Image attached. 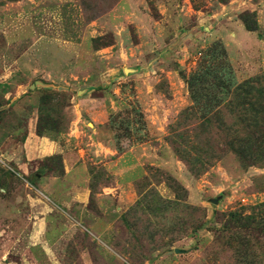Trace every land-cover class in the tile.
Wrapping results in <instances>:
<instances>
[{
    "label": "rangeland",
    "instance_id": "obj_1",
    "mask_svg": "<svg viewBox=\"0 0 264 264\" xmlns=\"http://www.w3.org/2000/svg\"><path fill=\"white\" fill-rule=\"evenodd\" d=\"M228 1L0 0V264H264V66L235 65L202 26ZM236 16L264 43L257 13ZM142 65L151 77L128 73ZM102 77L115 149L144 147L146 175L125 208L54 205L35 168L60 159L27 170L21 145L78 135L76 93ZM93 170L95 193L109 176Z\"/></svg>",
    "mask_w": 264,
    "mask_h": 264
},
{
    "label": "crops",
    "instance_id": "obj_2",
    "mask_svg": "<svg viewBox=\"0 0 264 264\" xmlns=\"http://www.w3.org/2000/svg\"><path fill=\"white\" fill-rule=\"evenodd\" d=\"M264 0L254 2V0H229L226 4L219 3L217 10L207 14L203 20V29L209 28L207 36L215 40H221L227 48L228 54H231L232 62L237 65V58L243 56V53H252L254 59L247 56L245 63L248 67L257 68V65L264 66V43L257 40V32H248L243 24L237 20V13L250 10L258 15V30L263 31L261 14H263ZM191 6L186 7V11ZM185 16V15H184ZM236 18V19H234ZM206 24V25H204ZM178 25L177 30L181 29ZM230 30V31H229ZM181 33V32H180ZM166 34V33H165ZM162 33L161 37L165 36ZM184 35V34H182ZM178 34H175L170 40L178 41ZM181 41H184L181 40ZM180 42V41H179ZM259 60H258V59ZM128 69V73L134 75L136 79L151 77V73L145 70L144 66ZM124 71V70H123ZM109 75V74H108ZM104 83V84H103ZM76 93L77 100L75 108L79 113V120L75 117L71 128H77L78 135L73 133L66 134L64 141L61 138H50L38 136L35 131H28L22 145L20 165L25 169L29 166L41 163L44 159L59 156L61 157V166L63 174L58 176L55 173L48 172L44 168H35L39 178V187L41 194L52 204L68 206L70 204H79L85 206L92 196H96L98 201L102 202L103 208L110 205V201L116 202L121 208H125L133 203L136 193L133 183L146 175L144 166V153H147L142 146H127L124 144V152L118 153L113 144L112 128L107 127V119L104 114L107 113L105 104L110 94L107 89L106 79L102 77L100 84L94 82L83 84ZM150 87H147L146 94L151 93ZM99 96V97H98ZM104 102V105H102ZM104 107V111L101 109ZM156 106H152V111H156ZM103 116V119L101 117ZM89 120L91 128L86 131L87 141L83 145L73 146L75 141L84 133V120ZM153 123H159L158 118L151 117ZM83 124V125H82ZM108 125V124H107ZM79 126V131H78ZM66 139V140H65ZM68 142V143H67ZM85 143V142H84ZM141 150V151H140ZM15 159H17L15 157ZM151 159H154L151 157ZM18 160V159H17ZM150 165L153 166L152 163ZM98 167L108 174L111 182L108 185L100 184L98 192L92 193L90 185L94 174L93 168ZM121 182V185H120ZM44 204V203H43ZM40 210H47L46 204L39 206ZM106 209V208H105ZM47 212V211H46Z\"/></svg>",
    "mask_w": 264,
    "mask_h": 264
},
{
    "label": "trees",
    "instance_id": "obj_3",
    "mask_svg": "<svg viewBox=\"0 0 264 264\" xmlns=\"http://www.w3.org/2000/svg\"><path fill=\"white\" fill-rule=\"evenodd\" d=\"M241 22L243 23V25H244L246 31H248V32H254V31H256V29H257V26H256V25H255V28H254V29H251V28H249V27L247 26V23H245L243 20H241ZM255 80H258V79H255ZM250 81H252V80H250ZM250 81H249V82H245V83L243 84V87L246 86V85H248V84L250 83ZM36 134H37L38 136H46V137H49L48 135L43 134V133L38 132V131L36 132ZM55 157L60 159V166H61V157H59V156H55ZM62 174H63V171H62V166H61V173H60V174H57V175H58V176H61ZM109 183H110V179L107 178L104 182H103V181H99V182H98V186H99L100 184L108 185ZM90 188H91L92 193L94 194V190H93L92 184L90 185ZM95 193H96V192H95Z\"/></svg>",
    "mask_w": 264,
    "mask_h": 264
},
{
    "label": "water",
    "instance_id": "obj_4",
    "mask_svg": "<svg viewBox=\"0 0 264 264\" xmlns=\"http://www.w3.org/2000/svg\"><path fill=\"white\" fill-rule=\"evenodd\" d=\"M213 203L216 204V203H217V200H214ZM178 252H179V251L176 250V253H178Z\"/></svg>",
    "mask_w": 264,
    "mask_h": 264
}]
</instances>
